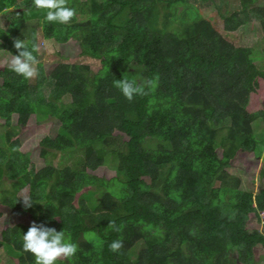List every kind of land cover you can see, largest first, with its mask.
Returning a JSON list of instances; mask_svg holds the SVG:
<instances>
[{
  "label": "trees",
  "instance_id": "1",
  "mask_svg": "<svg viewBox=\"0 0 264 264\" xmlns=\"http://www.w3.org/2000/svg\"><path fill=\"white\" fill-rule=\"evenodd\" d=\"M207 1L204 9L194 4ZM215 1L81 0L80 19H45L40 36L76 41L78 59L99 60L101 68L39 62L38 77L25 79L0 67V121L7 127L0 182L15 185L11 196L0 193L10 210H0V249L11 247L16 264H35L23 248V230L33 222L64 229L79 244L71 260L56 264H264V255L254 260L255 249L264 250V188L242 190L227 171L235 162L246 171L244 156L263 154L264 162V142L252 127L264 121V69L252 46L222 35L244 27L252 11L264 37V5L249 10L253 0H238V9L221 15ZM33 9V0H0V50L18 54L14 40L27 36L25 11ZM34 32L30 47L38 44ZM34 55L39 60L40 51ZM131 67L144 81L159 79L154 91L128 101L114 81L132 80ZM32 115L43 124L34 148L20 137ZM146 138L160 143L147 148ZM75 150L84 159L78 170L46 164L54 153ZM106 155L117 158L115 170L107 172ZM258 175L264 179V165ZM80 193L96 200L87 205ZM109 220L122 232L107 229ZM121 237L124 247L112 252L110 243Z\"/></svg>",
  "mask_w": 264,
  "mask_h": 264
},
{
  "label": "rangeland",
  "instance_id": "2",
  "mask_svg": "<svg viewBox=\"0 0 264 264\" xmlns=\"http://www.w3.org/2000/svg\"><path fill=\"white\" fill-rule=\"evenodd\" d=\"M81 0H68V6L73 7L76 9V18L80 19V10H79V2ZM192 1V0H188ZM216 8L219 10L221 15H225L226 13H229L233 9L239 8V1L238 0H216ZM197 7L200 9H204L207 6H209L211 3L206 2L201 4L200 2L194 3ZM264 5V0H253V2L247 6L249 10H252V8H258L260 6ZM25 9V8H23ZM46 11L44 9H33V10H27L25 11V27L27 28V31L25 32L22 40H28L29 39V32L35 31L33 35L31 34L32 38L39 39L37 42V46L40 48V57L39 62L40 63H54V62H67V63H73L75 61L79 63H86L89 65L90 70L94 73L99 68H101V63L98 60H91L87 58H79L78 52L79 48L77 47L76 41H72V43H56L54 40H47L42 39L40 36V31L42 27L44 26L45 22V16ZM253 12H249L248 15L250 17V20H247V23L244 27L237 30L235 33L226 34L223 33L222 35L224 37L229 38L230 40L236 44L237 46H252L253 51L257 55L254 63L256 66L261 67L264 69V55L262 53V50H264V37L262 33V29L260 28V22L257 17H252ZM1 19V16H0ZM116 22H119L117 20ZM53 25L61 24L59 22H51ZM40 30V31H39ZM39 34H37V32ZM39 35V36H38ZM36 41V40H35ZM30 42V41H29ZM74 46H73V45ZM10 53L6 50H0V67H10L9 61H10ZM46 70H49L48 67L45 68ZM129 76H131L132 80H135L137 83H142L144 80L140 77V69L136 67H131L129 71ZM44 118V117H43ZM17 121V116L13 115L11 119V124L15 125ZM48 122V121H46ZM43 124H39L36 122L35 116H30L27 122V127L22 129L20 131V137L28 136L32 139V148L36 146V142L40 138V129L42 128ZM46 126V125H45ZM253 133L258 142H264V121L257 119L253 124ZM45 128V127H44ZM57 125L56 121L53 122V125L51 126V130L49 135H53L56 132ZM7 127L4 123V121H0V146L4 145V133L6 131ZM30 139V140H31ZM34 140V141H33ZM155 139L152 138H146L144 141V146L147 148L154 149L157 144H159ZM167 146V144H166ZM30 147L29 145L24 146L21 148V150H28ZM252 159V160H250ZM83 153L80 150L71 151L66 154L62 153H54L49 156V158L46 161V164L48 166H52L55 168H64V167H70L73 170H78L82 164H83ZM242 165L245 166L246 171L242 170L238 165L239 163L235 162L233 163V167L231 166L227 171L230 175L238 177L240 179V188L242 190H252L253 193H257L259 190L264 188V179L261 178L258 175V169L260 166L264 165L263 162V154L259 156L258 160L254 157H243L242 158ZM104 167L107 170L113 171L117 167V158L114 156L106 155L104 158ZM98 176L106 175V173H103L102 170L100 172H97ZM253 177L254 181L253 183H250V178ZM15 189V185L12 181L7 180L6 178L0 182V193L11 196L12 190ZM19 197H21L19 193ZM78 200H83L85 204H90L93 201L96 200L95 193H89L87 196L80 193L78 195ZM0 210H2L5 215H10V210L8 206L0 205ZM259 230L264 234V228L261 227ZM23 234L27 231L24 229ZM143 248V242L139 241L131 250H130V259L135 260L139 251ZM261 255H264V250L258 246L255 249V262L259 261L261 259ZM16 257L17 253L9 246H4L0 249V264H16Z\"/></svg>",
  "mask_w": 264,
  "mask_h": 264
},
{
  "label": "clouds",
  "instance_id": "3",
  "mask_svg": "<svg viewBox=\"0 0 264 264\" xmlns=\"http://www.w3.org/2000/svg\"><path fill=\"white\" fill-rule=\"evenodd\" d=\"M37 9L46 11L45 19L48 22H59L69 24L76 16V9L68 6V0H33ZM14 48L18 51L17 55L10 53L9 66L16 74L25 79H35L39 75V60L34 55L39 51L35 44L23 39L14 40ZM159 77L146 79L142 83H137L130 79H116L114 86L120 89L128 101H132L135 96L148 95L158 86ZM24 206L31 207L33 204L31 197L25 195L22 198ZM122 225H118L115 220H109L107 229L117 233L122 232ZM90 237H95L91 233ZM124 247L123 238L112 241L109 249L112 252H119ZM23 248L35 257V264H56V261L63 258L71 260L79 251V244L72 241L71 234L66 233L64 229L57 231L55 228L47 227L43 223H31L27 232L23 234Z\"/></svg>",
  "mask_w": 264,
  "mask_h": 264
},
{
  "label": "built area",
  "instance_id": "4",
  "mask_svg": "<svg viewBox=\"0 0 264 264\" xmlns=\"http://www.w3.org/2000/svg\"><path fill=\"white\" fill-rule=\"evenodd\" d=\"M262 215H264V212L262 213Z\"/></svg>",
  "mask_w": 264,
  "mask_h": 264
}]
</instances>
